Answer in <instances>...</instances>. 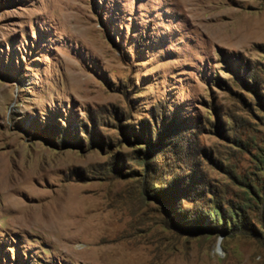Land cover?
<instances>
[{
    "label": "rangeland",
    "instance_id": "obj_1",
    "mask_svg": "<svg viewBox=\"0 0 264 264\" xmlns=\"http://www.w3.org/2000/svg\"><path fill=\"white\" fill-rule=\"evenodd\" d=\"M0 264H264V0H0Z\"/></svg>",
    "mask_w": 264,
    "mask_h": 264
},
{
    "label": "bare ground",
    "instance_id": "obj_2",
    "mask_svg": "<svg viewBox=\"0 0 264 264\" xmlns=\"http://www.w3.org/2000/svg\"><path fill=\"white\" fill-rule=\"evenodd\" d=\"M52 205H54V207L52 206ZM50 204V206H48V209L47 210H44V206H40L39 208H40V210H39V215L40 216H38V220H37V222L40 220V221H43L44 222V220L47 222L48 220H46V219H49V221H51V222H53L54 224H56V223H58V224H61V223H59L58 221H60V219H57V217H55V216H53L52 215V213H60V209L58 208V205H57V203L55 202L54 204ZM25 209V208H24ZM25 212V211H24ZM72 214H74V212H71L70 213V211L69 212H65V214H63L60 218L62 219V218H70V217H72ZM71 224V223H70ZM111 241V240H110ZM113 241V240H112ZM111 241V242H112ZM117 241H118V239H117ZM119 242V241H118ZM121 242V241H120ZM119 242V243H120ZM122 243V242H121ZM106 244H108V243H106ZM112 244V243H111ZM109 245V244H108Z\"/></svg>",
    "mask_w": 264,
    "mask_h": 264
},
{
    "label": "trees",
    "instance_id": "obj_3",
    "mask_svg": "<svg viewBox=\"0 0 264 264\" xmlns=\"http://www.w3.org/2000/svg\"><path fill=\"white\" fill-rule=\"evenodd\" d=\"M220 217H221V220H222V222H224V216H223V214H222V212H220ZM213 218L215 219V221H217V217H216V214L215 213H213ZM229 222H230V224L233 226V224H232V222H231V219L230 218H226Z\"/></svg>",
    "mask_w": 264,
    "mask_h": 264
}]
</instances>
